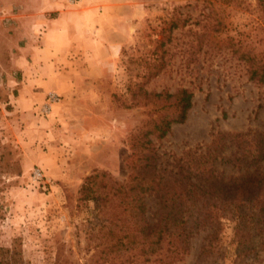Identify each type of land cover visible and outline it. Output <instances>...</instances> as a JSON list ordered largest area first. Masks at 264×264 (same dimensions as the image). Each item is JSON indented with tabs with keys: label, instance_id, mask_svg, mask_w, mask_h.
Instances as JSON below:
<instances>
[{
	"label": "rangeland",
	"instance_id": "374dc122",
	"mask_svg": "<svg viewBox=\"0 0 264 264\" xmlns=\"http://www.w3.org/2000/svg\"><path fill=\"white\" fill-rule=\"evenodd\" d=\"M83 7L115 15L109 25L117 32H105L119 45L103 55L107 63L56 62L55 73L69 79L44 70V80L33 81L32 57L27 67L14 63L0 43V244L19 243L32 264H52L57 251L70 264H163L157 258L166 239L145 262L133 252L100 257L98 203L78 202V190L95 171L129 181L131 142L152 127L157 110H170L156 92L186 87L193 94L184 122L172 123L164 137L148 135L144 152L167 175L204 153L218 132L264 134V83L249 77L264 63V15L257 0H92ZM37 89L46 95L34 97ZM48 94L56 100L48 103ZM236 150L228 142L223 155ZM12 160L19 174L7 173ZM215 167L227 177L244 170L218 160ZM145 202L156 222L159 199L146 195ZM233 212L215 239L199 228L188 252L170 264H232ZM254 264H264V252Z\"/></svg>",
	"mask_w": 264,
	"mask_h": 264
},
{
	"label": "trees",
	"instance_id": "16d2710c",
	"mask_svg": "<svg viewBox=\"0 0 264 264\" xmlns=\"http://www.w3.org/2000/svg\"><path fill=\"white\" fill-rule=\"evenodd\" d=\"M257 1L264 15V0ZM249 77L264 83V63L254 68ZM153 96L167 101L170 110H157L152 127L131 142L132 152L127 160L132 169L129 181L119 183L105 172L95 171L84 178L78 190V202L98 203V221L93 229L99 235L95 247L100 257L128 258L129 252H133L131 255L139 254L145 262L161 250L166 239L165 254L157 261L170 264L188 252V239L199 228H210L208 238L215 239L221 219L234 211L236 250L232 264H254L264 252V172L258 171L264 162V134L248 139L246 133L218 132L204 153L167 175L158 171L154 157L144 152L151 143L148 135L164 137L172 123L184 122L193 94L182 87L173 93L156 92ZM228 142L237 146L232 157L223 155ZM217 160L244 170L227 177L216 169ZM6 171L19 174L18 160H12ZM151 194L160 202L156 222L146 216L145 196ZM0 264L32 263L23 257L19 243L14 241L11 245L0 244ZM52 264L70 263L57 251Z\"/></svg>",
	"mask_w": 264,
	"mask_h": 264
},
{
	"label": "crops",
	"instance_id": "0c3cea01",
	"mask_svg": "<svg viewBox=\"0 0 264 264\" xmlns=\"http://www.w3.org/2000/svg\"><path fill=\"white\" fill-rule=\"evenodd\" d=\"M90 1L0 0V43H7L14 63L27 67L32 57L33 81H43L44 70L69 79L67 73H55L52 66L56 62L107 63L103 55H115L119 45L105 32H117L114 23L109 25L115 15L85 9L83 6ZM37 90L34 97L46 95L47 90Z\"/></svg>",
	"mask_w": 264,
	"mask_h": 264
},
{
	"label": "built area",
	"instance_id": "2783aa9c",
	"mask_svg": "<svg viewBox=\"0 0 264 264\" xmlns=\"http://www.w3.org/2000/svg\"><path fill=\"white\" fill-rule=\"evenodd\" d=\"M71 2H74V0H70ZM54 100H56V96L54 95V94H48V103H50V102H52V101H54ZM48 105L47 104H45V107H47ZM44 107V108H45Z\"/></svg>",
	"mask_w": 264,
	"mask_h": 264
}]
</instances>
